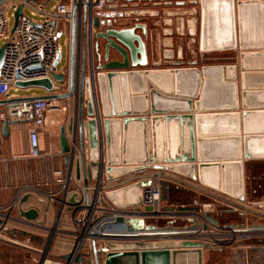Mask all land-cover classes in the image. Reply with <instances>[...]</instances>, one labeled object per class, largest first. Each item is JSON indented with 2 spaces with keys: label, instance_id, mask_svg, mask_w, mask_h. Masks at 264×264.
<instances>
[{
  "label": "crops",
  "instance_id": "crops-1",
  "mask_svg": "<svg viewBox=\"0 0 264 264\" xmlns=\"http://www.w3.org/2000/svg\"><path fill=\"white\" fill-rule=\"evenodd\" d=\"M30 1L39 6L57 0ZM128 2H137L141 8L134 3L130 6L133 14L127 10L122 15L110 11L107 17L114 20L115 16H123L124 22L113 28H132L141 35L145 61L114 70L109 81L106 78V97L100 95L97 83L95 90L91 85L86 63L83 111L86 114V105L91 101L96 112L93 118L97 116L98 147H89L85 132V161L90 175L82 174L80 158L75 155L68 189L74 193L83 184L96 185L95 168L89 165L98 162L106 184L122 182L107 189L108 203L125 209L136 205L141 191L137 181L131 179L150 169L142 164L151 163L152 169L165 172L176 181H161L163 197L158 202L159 208L176 205L193 209L211 202L214 212L209 213L221 224L264 226V218L237 215L225 201L213 197L218 194L244 201L264 200V0ZM102 12L93 14L99 17L100 23L102 18H107L100 16ZM259 17H263L262 23L256 22ZM77 21L79 63L82 12ZM106 28L109 25L102 24L93 28L92 33ZM70 36L71 24H61L58 39L62 61L54 71L66 70ZM93 39L101 46L99 55L92 51V61L94 65L104 63L105 40L94 36ZM85 53V61L89 62L90 55ZM109 59L122 60V57L110 49ZM106 72L100 70L105 76ZM67 88V82L56 84V92ZM44 93L41 88H26L10 95ZM55 104L59 107L47 110L39 132L38 156L29 154L26 124L9 121L5 131L0 121V227L6 222L11 228L6 231L7 235L22 241L26 237L34 244L43 240L45 234L30 223L50 228L61 207L62 185L56 181L54 171L66 173L68 164L64 161L66 153L61 151L59 129L64 126L71 147L72 132L68 127L77 113L74 96L57 100ZM73 128L78 146L75 122ZM183 180L188 184L183 185ZM24 187L43 193L55 192L59 202L48 204L32 194L15 201ZM24 196L26 200L21 201ZM30 209L37 211L35 219L21 214ZM64 212L62 219H68L70 208L65 206ZM178 219L181 218L168 223L172 225ZM61 222L58 229L66 230L67 224ZM57 236L60 246L65 237ZM6 260L0 259V264L7 263Z\"/></svg>",
  "mask_w": 264,
  "mask_h": 264
},
{
  "label": "built area",
  "instance_id": "built-area-1",
  "mask_svg": "<svg viewBox=\"0 0 264 264\" xmlns=\"http://www.w3.org/2000/svg\"><path fill=\"white\" fill-rule=\"evenodd\" d=\"M73 1L75 0H69V2L57 0L52 4L46 1L36 6L30 0H2L0 45L5 43V48L0 65V98H17L10 95L12 89H20L14 86L16 81L50 77V72L54 70L56 54L61 51L58 31L61 24H71ZM76 1L79 4L81 2L91 4L96 1L90 8L91 15L92 12L102 11L106 7V0ZM19 5H22V15L18 17L15 30L11 33L13 13ZM81 12L83 13V8L78 7L77 16H80ZM106 22L108 21L101 20L100 24H106ZM91 23L90 19L89 24ZM56 101L55 99L21 100L3 104L0 108V121H16L27 125L29 154L32 156L40 155L39 132L44 125L47 110L59 107L55 104ZM70 132H72L69 138L71 152L67 171L66 173L61 170L54 171L57 176L56 181L62 185L61 207L55 218L52 236H49L44 250H39L37 246L36 250L39 253L32 259L34 264H96L94 250L97 252L99 263L102 264L103 247L106 241L146 243L166 239L178 240L180 245L182 243L200 244L202 250L230 248L233 251V264H264V226L258 227L238 222L221 224L218 221L214 224L205 217V214H211L209 211L214 212L211 202H205L195 207L196 209L159 208L161 181L166 179L162 171H143L131 179H137V182L149 180V184L141 186L140 204H131L125 209L116 208L108 203L105 195L107 189L122 182L106 184L103 181L102 165L98 162V166L95 167L96 185L86 183L72 193V190L68 189L72 161L75 155L79 158L80 155L74 128ZM28 194L48 204L58 201L57 193H43L32 187L22 188L17 193L15 201ZM70 197L74 198V202L69 201ZM213 197L216 200L225 201L237 215L248 214L264 218V200L244 201L218 194H214ZM65 206L70 208L68 219H62ZM119 216L124 219H142L145 225H154L155 228L142 227L131 231L124 223L115 221ZM177 218H186L188 224L185 227H172L168 223L169 219ZM61 220V223L67 224L66 230L58 229ZM30 224L34 228L44 229V226L39 223ZM7 228L4 222L0 232L7 231ZM53 233L63 234L65 237L61 240V245L56 248L57 252L50 249ZM27 243L33 244L31 241ZM66 255H68L67 258ZM78 258H80L79 261Z\"/></svg>",
  "mask_w": 264,
  "mask_h": 264
},
{
  "label": "water",
  "instance_id": "water-1",
  "mask_svg": "<svg viewBox=\"0 0 264 264\" xmlns=\"http://www.w3.org/2000/svg\"><path fill=\"white\" fill-rule=\"evenodd\" d=\"M2 0H0V3ZM96 2V1H95ZM89 4L88 2L78 1L72 2V20H71V36L69 44V58L68 63L65 66V71H54L50 72V77L33 79L27 81H16L14 86L20 89L26 88H41L46 93L17 97V98H3L0 99V104H9L21 100H32V99H55V100H66L72 96L77 99V113L75 121L71 120L68 127L70 131L74 127V122L77 125L78 133V151L80 155V167L82 169V174L86 173L90 175V170L85 161V151H84V136L85 132L88 137V144L91 149L98 147V131H97V116L93 118L96 114L92 102L87 103L86 114L83 111L84 103V91L86 86V63H85V47H87L89 57L88 62V72L90 76V83L95 88L97 83L98 90L102 97H106L107 94V84L106 78L109 79L112 73L116 69L127 68L128 66L135 64H142L145 61V48L141 37L134 33L132 28H106L103 31L97 33H92L93 28L99 27L98 16L91 15V6L95 3ZM78 7L83 8V26L81 30V44H80V61L78 63V43H77V12ZM22 15V5H19L13 13V22L10 28L11 33L14 32L18 17ZM90 17H92V23H90ZM103 38L105 40L103 57L105 59L104 63L94 65L92 61V37ZM137 42V45L134 43ZM97 48L98 45L95 44ZM5 48V43L0 46V65L3 59V52ZM110 49H115L122 57V60H111L109 59ZM62 61V53L58 51L56 54V59L53 63L54 69ZM100 70H106V76L100 73ZM60 82H67L68 88L64 92H56V84ZM90 118H86V116ZM92 117V118H91ZM106 123V122H105ZM8 122H2V128L6 131ZM60 147L64 155L65 164H69L71 149L68 144V140L65 135V128L61 126L59 129ZM96 162H93L89 167L95 168ZM79 164L76 162L75 169L76 173L79 171ZM149 180H142L137 182V186L141 189V186L148 185ZM163 193L161 192V198ZM27 196H24L21 201L26 200ZM70 202H74V198H69ZM140 204V192L139 199L136 205ZM168 209H172L168 208ZM178 209H192V208H178ZM196 209V208H193ZM23 216L28 219H35L37 216V211L35 209H30L21 212ZM205 217L213 222L217 223L210 214H205ZM118 223H124L128 230H139L144 227L146 229H154V225H145L142 219L127 218L124 219L122 216L116 217L115 219ZM202 245L194 243H182L179 245L176 241H159V242H124L110 240L106 241L103 247L104 258L102 264H203V250ZM66 258L68 255L65 256ZM95 263L100 264L97 256V252L94 250ZM80 258H78V261ZM26 264H34L33 262Z\"/></svg>",
  "mask_w": 264,
  "mask_h": 264
},
{
  "label": "rangeland",
  "instance_id": "rangeland-1",
  "mask_svg": "<svg viewBox=\"0 0 264 264\" xmlns=\"http://www.w3.org/2000/svg\"><path fill=\"white\" fill-rule=\"evenodd\" d=\"M63 1L69 2V0H63ZM128 1L129 0H106L105 1L106 7L103 10V12L100 13V16L101 17H105V16L107 17V15L110 13V11H116L117 14L121 13L120 15L124 14V11H126V10L130 11V9H131L130 6H131V4H133V2L129 3ZM140 5H138V3H137L136 7L141 8ZM139 11H140V13L142 12L141 9ZM93 14H94V12H92V15ZM122 17L123 16H115L114 20H112L109 27L110 26L113 27L116 24H121V22H124ZM131 17H133V15H131ZM257 19H256V22L259 21L260 23H262L263 17H259ZM107 24H108V22H106V26H107ZM86 49H87V47H85V52L86 51L88 52V50H86ZM221 59H223V58H221ZM85 63L88 64V61L86 60ZM11 93H15V90L12 89ZM103 163H105V162L103 161ZM142 165H146V168H150V169L146 170V172L159 171V170L152 169L151 163H144ZM163 174L165 175V178L167 180L175 181L174 179L167 177L165 172H163ZM136 181H137V179H136ZM182 184L187 185L188 183L186 181H184V183H182ZM161 203L164 204L163 202H161ZM172 208L175 209V208H177V206L176 205L172 206ZM169 220H171V219H169ZM186 224H187L186 220L184 218H181V219H178L174 224H172V227H177V228L185 227ZM53 227H54V225H52L50 227L52 229H50V228L47 229L44 227V229H42V230H43V234H45V237L43 238V240L41 239L39 241V243H36V244H34V243L28 244L27 243L28 238H26V237H23L24 241H22V240H19V237L7 235L6 231L0 232V247H2V249L0 248V259H2V260L7 259L5 261L7 263H5V264H26V263L32 262V259L36 258L38 253H39L36 250V249H38L37 246H39V250H44L49 236H52L51 231L53 230ZM58 228H59V224H58ZM7 229H8L7 231L11 230V228H7ZM44 231H45V233H44ZM51 238H52V240H51L52 248H50V249H52V251H53V248H54V251H56L55 247H57V245H58L57 239L60 240V238L56 234H54L53 237H51ZM24 244H26L30 247H26ZM232 253H233V251L230 248H224L222 250L206 249L204 251V254H205L204 264H233V260H232L233 254Z\"/></svg>",
  "mask_w": 264,
  "mask_h": 264
},
{
  "label": "flooded vegetation",
  "instance_id": "flooded-vegetation-1",
  "mask_svg": "<svg viewBox=\"0 0 264 264\" xmlns=\"http://www.w3.org/2000/svg\"><path fill=\"white\" fill-rule=\"evenodd\" d=\"M136 1H138V0H136ZM143 1V0H142ZM136 3V2H135ZM133 4H134V2H133ZM137 4V3H136ZM99 18V17H98ZM101 20H103V21H108V24L107 25H110V23L112 22V19L111 18H109V17H107L106 19H104V18H102ZM99 21H100V19H99ZM104 25V24H103ZM106 25V24H105ZM138 25H140V24H138ZM100 26H102L101 24H100V22H99V27ZM109 28H113V27H109ZM105 30V29H104ZM101 31H103V30H101ZM137 34V33H136ZM140 37H141V35L140 34H138ZM141 39H142V37H141ZM142 41H143V39H142ZM106 43V42H105ZM104 43V44H105ZM136 45H137V42H134ZM95 44H97L98 45V47L96 48L95 47ZM104 44H103V50H104ZM143 45H144V41H143ZM100 44L99 43H95L94 42V39H93V37H92V51L94 52V51H96V53H98V55L100 54L99 53V49H100ZM144 48H145V46H144ZM98 51V52H97ZM98 64V63H97ZM159 222H161V221H159Z\"/></svg>",
  "mask_w": 264,
  "mask_h": 264
},
{
  "label": "bare ground",
  "instance_id": "bare-ground-1",
  "mask_svg": "<svg viewBox=\"0 0 264 264\" xmlns=\"http://www.w3.org/2000/svg\"><path fill=\"white\" fill-rule=\"evenodd\" d=\"M169 234H177V233H169ZM179 235V234H178Z\"/></svg>",
  "mask_w": 264,
  "mask_h": 264
}]
</instances>
